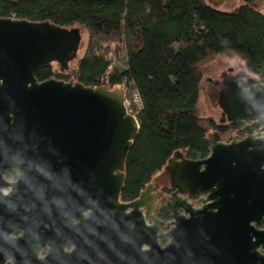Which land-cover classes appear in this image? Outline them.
Segmentation results:
<instances>
[{
  "label": "water",
  "instance_id": "obj_1",
  "mask_svg": "<svg viewBox=\"0 0 264 264\" xmlns=\"http://www.w3.org/2000/svg\"><path fill=\"white\" fill-rule=\"evenodd\" d=\"M80 46L78 29L0 17V264H97L103 253L119 264H264V84L246 71L221 76L220 109L244 124L242 138L209 134L201 160L174 153L165 224L143 216L150 185L120 201L138 133L124 89L36 78L48 65L68 70ZM10 170L16 182L5 181Z\"/></svg>",
  "mask_w": 264,
  "mask_h": 264
},
{
  "label": "trees",
  "instance_id": "obj_2",
  "mask_svg": "<svg viewBox=\"0 0 264 264\" xmlns=\"http://www.w3.org/2000/svg\"><path fill=\"white\" fill-rule=\"evenodd\" d=\"M0 17L85 31V48L72 63V77L48 65L39 70V82L122 87L127 100L138 95L139 105L128 107L138 133L124 164L122 202L137 199L175 152L204 159L210 133L223 136L240 127L200 114L204 65L235 57L264 84V13L247 4L222 11L207 0H0ZM159 219L168 222L170 216Z\"/></svg>",
  "mask_w": 264,
  "mask_h": 264
},
{
  "label": "rangeland",
  "instance_id": "obj_3",
  "mask_svg": "<svg viewBox=\"0 0 264 264\" xmlns=\"http://www.w3.org/2000/svg\"><path fill=\"white\" fill-rule=\"evenodd\" d=\"M245 0H224L219 5L216 6L217 9L222 11H229L235 7L243 5ZM264 13V9L261 10ZM72 28L78 29L79 33L81 34V46L78 51V58L82 56L87 35L82 28L73 26ZM52 68L54 70H59L58 66L53 64ZM238 70L246 71L245 64L242 60L235 58V57H219L212 62L204 65L202 67V80L200 83V90H199V101H198V108L199 112L203 117H212L216 122L226 123V116L223 114L222 110L220 109L219 102L213 96L212 92V84L210 82L213 80H218L219 77L223 74L230 75L231 73H236ZM74 72L73 64L70 63L68 66V70H65L62 74L69 78L72 77ZM122 88V87H119ZM134 96L135 94L132 93L131 97L128 99L129 103H134ZM130 103V104H131ZM213 134V133H210ZM229 133L221 136V140L223 142H230L231 136H228ZM162 173L158 174L154 177L152 182L162 183L164 178H161ZM192 204L195 207H199L200 204L197 200L192 201Z\"/></svg>",
  "mask_w": 264,
  "mask_h": 264
},
{
  "label": "flooded vegetation",
  "instance_id": "obj_4",
  "mask_svg": "<svg viewBox=\"0 0 264 264\" xmlns=\"http://www.w3.org/2000/svg\"><path fill=\"white\" fill-rule=\"evenodd\" d=\"M241 72H244V71L243 70H238L236 73H231L228 76H236L238 79H240L241 77L239 76V73H241ZM221 76L219 77L218 80H213V81L210 80V82L212 84V92H213L212 94H213L214 98L217 99V101H218L219 92H220V89H221V86H222V78H221ZM239 125H240V127L237 130L232 131V132H228L229 133L228 136H231L230 141L239 140V139L242 138L240 133H239V131L244 127V124L243 123H239ZM18 176H19V173L16 170H10V171L5 173L4 178H5V181L7 183H13V182L17 181ZM161 178H164V180L162 181L161 184L157 183L155 181L151 182L149 184L150 185L149 188L152 189L153 201L147 206L148 208H146L144 210L143 216H144V218L145 217L151 218V217L155 216V217H157V219L159 221L164 222L161 219H159V217L162 214H165V213L169 214V212L163 206L165 204V202H164L165 198L170 194V191L168 189L169 186H170V183H169V176H168V174L166 172L162 173ZM147 186L143 190H146ZM8 191H9V189L8 190H4L3 194L6 195L8 193ZM195 200H197V202H198L199 196H196V195L188 196L189 203L192 204V201H195ZM120 201H121V199H120ZM86 214H88V212L84 213V215H86ZM169 216H170V214H169ZM170 221H171V218H170ZM170 221L164 222V223L167 224ZM145 224L149 225L150 223H149L148 220L145 219ZM15 235H17V234H15ZM162 241H164V240H161L160 243H161V245H164L165 243L162 244ZM72 250H73V248H66L65 252L66 253H70ZM116 252H118V250L116 251L114 249L112 253L114 254ZM46 253H47V250H44L41 253V256H45ZM107 254L108 253H103L100 262L98 261L97 264H119L120 260H119L118 256H115L116 254L111 259L107 256ZM109 254H110V252H109Z\"/></svg>",
  "mask_w": 264,
  "mask_h": 264
},
{
  "label": "built area",
  "instance_id": "obj_5",
  "mask_svg": "<svg viewBox=\"0 0 264 264\" xmlns=\"http://www.w3.org/2000/svg\"><path fill=\"white\" fill-rule=\"evenodd\" d=\"M134 103H135V105H139V103H140V101H139V98H138V95L137 94H135V96H134ZM124 104H125V107L127 108V111H128V107H129V101L127 100V99H125V101H124ZM129 113V112H128ZM262 253H264V249H262V250H260Z\"/></svg>",
  "mask_w": 264,
  "mask_h": 264
},
{
  "label": "clouds",
  "instance_id": "obj_6",
  "mask_svg": "<svg viewBox=\"0 0 264 264\" xmlns=\"http://www.w3.org/2000/svg\"><path fill=\"white\" fill-rule=\"evenodd\" d=\"M40 258H43V256H41Z\"/></svg>",
  "mask_w": 264,
  "mask_h": 264
}]
</instances>
